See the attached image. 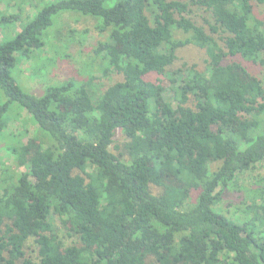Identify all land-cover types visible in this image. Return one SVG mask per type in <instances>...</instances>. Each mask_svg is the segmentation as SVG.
<instances>
[{"label":"trees","instance_id":"trees-1","mask_svg":"<svg viewBox=\"0 0 264 264\" xmlns=\"http://www.w3.org/2000/svg\"><path fill=\"white\" fill-rule=\"evenodd\" d=\"M263 5L58 0L25 21L23 12L11 16L21 31L0 44L7 98L0 139L11 114L22 112L42 138L35 147L18 143L12 154L26 172L6 171L0 180V264H264V187L238 183L264 162V81L226 63L239 56L264 67V20L255 9ZM191 6L210 13L206 26L191 18ZM61 12L91 17L108 34L96 53L122 79L98 98L92 80L50 86L37 97L12 75L15 55L44 45ZM188 45L206 52L207 68L183 64L172 72ZM152 74L165 76L169 88ZM166 92L176 106L158 104ZM16 104L22 109L14 111ZM118 131L128 160L111 150ZM164 175L179 187L170 188ZM235 188L246 200L226 215L225 196ZM54 215L74 224L73 245L59 238ZM30 239L37 261L27 257Z\"/></svg>","mask_w":264,"mask_h":264},{"label":"rangeland","instance_id":"rangeland-1","mask_svg":"<svg viewBox=\"0 0 264 264\" xmlns=\"http://www.w3.org/2000/svg\"><path fill=\"white\" fill-rule=\"evenodd\" d=\"M58 0H0V44L6 43L15 38L21 31V22L15 24L10 21L11 16L21 15L23 20L28 18L30 13L35 12ZM191 18L200 25L206 26V21L210 20V13L205 9L191 6ZM257 16L264 20V5L256 6ZM20 11V13H19ZM7 18L9 22L2 19ZM98 23L91 17H85L75 12H61L53 17V25L44 33V45L35 46L26 54H16V67L12 71L17 83L28 93L37 97L43 96L48 87L57 86L68 81L84 83L93 81L92 89L96 98L101 96L112 84L120 81L122 76L118 73L107 72L106 64L101 55L96 53L99 44L108 40V34L102 33L97 28ZM208 56L206 52L194 45H188L178 51V60L171 68L172 72L179 69L183 64L194 65L204 70L207 68ZM226 63H238L244 66L253 77L264 81V67L246 62L239 56L226 59ZM160 82L164 89L169 88L170 82L167 78L157 74H152L151 80ZM242 79H249L242 75ZM7 98L0 91V106L6 102ZM164 101H171V92H166L158 97V104ZM176 106V103L173 102ZM21 106L16 104L14 111L21 110ZM42 134L38 127L32 122L30 115L26 112L14 113L8 119L7 128L0 139V180L5 178L6 171L14 176L16 173L26 172L24 166H20L18 160L14 158L12 149L18 143H31L32 146L41 144ZM126 137L122 131H118L115 137V144L111 148L116 154L126 156L129 159L125 148ZM17 160V161H16ZM165 183L170 188H178L179 182L169 176L163 177ZM239 188L248 185L253 188L264 187V162L253 168L242 180L238 181ZM158 192L161 189L158 188ZM5 194L4 186L0 185V198ZM245 193L240 189L230 191L226 196L223 208L226 215L237 212L238 206H242ZM231 206V208H227ZM243 208V207H242ZM53 221L57 228L59 238L65 246L73 245L77 241L75 227L71 221L58 215L53 216ZM27 257L37 261V245L33 239L27 244Z\"/></svg>","mask_w":264,"mask_h":264}]
</instances>
